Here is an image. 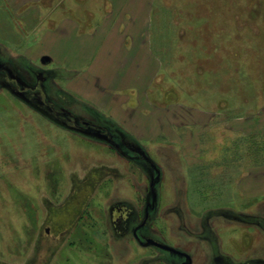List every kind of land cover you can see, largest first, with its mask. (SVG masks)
Here are the masks:
<instances>
[{
  "label": "rangeland",
  "instance_id": "1",
  "mask_svg": "<svg viewBox=\"0 0 264 264\" xmlns=\"http://www.w3.org/2000/svg\"><path fill=\"white\" fill-rule=\"evenodd\" d=\"M109 1L40 0L18 9L0 3V63L21 80L6 70L0 76V264H180L179 253L188 264H264V196L260 188L254 196L238 188L248 167L264 164V138L228 127L264 109V0L135 2L150 9L143 40L157 74L143 107L221 113L203 135L194 132L200 142H191L190 154L166 135L164 116L150 119L153 126L118 121L107 96L94 93L80 72H66L69 62L58 64L76 37L58 47L48 37L53 22L79 23L83 34ZM44 54L53 60L44 64ZM60 108L106 125L115 140L142 148L151 166L141 156L130 160L102 132L65 125L53 112ZM263 125L264 114L255 131ZM147 214L141 240L134 238ZM146 238L178 253L146 245Z\"/></svg>",
  "mask_w": 264,
  "mask_h": 264
},
{
  "label": "crops",
  "instance_id": "2",
  "mask_svg": "<svg viewBox=\"0 0 264 264\" xmlns=\"http://www.w3.org/2000/svg\"><path fill=\"white\" fill-rule=\"evenodd\" d=\"M39 1L0 0V3L1 6L6 4L14 9H18ZM136 1L138 0L133 1V7H125V0L109 1V7L106 8L105 16L103 14L100 22L90 30L87 29L83 34H80L79 23L67 20L54 21V29L51 27L52 33L48 37H55V40L59 42L58 47L63 45L61 41L64 38L72 39L76 37L75 46H71L69 51H62L58 54V64L69 62L70 67H62L66 72H80V77L86 80L87 85L90 82L93 84L95 88L94 93H101L103 99L104 96H107L106 99H110L116 107L113 108L110 102L107 104L109 110H104H107L118 121L125 122L128 125L134 123L136 127L147 126L149 123H152L150 119L152 120L155 117L154 121L157 123L164 116L166 120L164 122L166 135L170 137L172 142H183L186 147H189V154L193 153L192 148L194 146L191 147V142H200V136H198V139H195L194 132L197 131L198 135H203L204 130L208 128L207 125H210L212 121L218 118L217 115H221V113L217 114L212 113V111L195 110L186 107L180 110L178 108L171 109L170 107L166 110L152 112L151 108L150 110L148 109L151 105L147 104L143 107V99L145 94H147V91L145 92L144 90L156 78L157 74L152 69L151 52L148 50V43L146 45V42L143 40V29L148 22V18L143 19V14L150 9L148 7L144 8L139 2L135 3ZM148 4L149 2H147V6ZM35 12L34 10L27 12V14ZM89 15L92 14L89 13ZM49 55L44 54L41 56V61L45 57L52 61L53 59ZM128 90L129 95L124 96L123 92L125 93ZM128 102H132L130 107L126 105ZM134 102L137 103V106L133 104ZM145 110L151 112V115L146 120L143 117ZM262 114H264V109L254 117L234 119L229 122L228 127L231 128L232 132L245 134L246 138L250 136H262L264 138V125L257 126L263 128L262 131H255L256 120ZM150 125L153 126L154 124ZM180 126L186 132L183 130L180 133L178 131ZM175 127H177V131H174ZM249 127H253V132L248 130ZM238 188L245 192H251L252 196H254L253 192H257V189L260 188L259 191L264 196L263 162L257 166L252 165L248 167L247 176L238 183Z\"/></svg>",
  "mask_w": 264,
  "mask_h": 264
},
{
  "label": "flooded vegetation",
  "instance_id": "3",
  "mask_svg": "<svg viewBox=\"0 0 264 264\" xmlns=\"http://www.w3.org/2000/svg\"><path fill=\"white\" fill-rule=\"evenodd\" d=\"M4 65L5 64H1L0 63V76L3 77V75H5V74L6 75L10 74L11 76H9V77H10L11 80L15 79V80L21 81L18 76L12 75L13 73L9 69V67H6V69H4L5 68ZM3 70H6L8 74L5 71L3 72ZM4 78H5V76H4ZM38 79H39V84L43 87V82L46 81L47 76H46L45 73L40 72V76L38 77ZM21 85L23 87H26L27 90L28 89H34V86H30V85H27V84H24V83H22ZM19 93H24L25 94V95L23 94V98L24 97L25 98L28 97V94H26V91H22V92L19 91ZM33 100L36 101V102H40V99L38 98V96L36 94H34V99ZM53 112H54V114L56 116H59V117L62 118V121H61L62 123H64L65 125H69L70 122H73L74 123L73 125L77 126L80 129L81 132L85 131L87 133L88 132L94 133V131H95L96 133L97 132L104 133L105 135L104 134L103 135L105 136V138H107L109 143H111L112 146L116 150H118L120 153L125 154L132 161H138L140 159L139 156H141L143 161L147 162L151 166V164L148 161L145 160V154H144L142 148H139L135 144L133 145L128 140H125L122 136H119V138L115 140L113 138V134L109 133L108 130L106 129V127H107L106 125L103 126L102 124H99L98 122L90 121V120H80L79 117H77L76 115H74L73 113H71L70 111H68L65 108L56 109V111L53 110ZM78 122H80L81 124L79 125ZM127 151H129L130 153L134 152V154L133 155L128 154ZM151 208H153V206ZM148 216L149 215L147 214L146 217H145V222L143 224L137 225L134 228V230H132V234H133L134 238H138V239L141 240L140 232H141V229L145 228V226L147 225L148 218L150 217V216L149 217ZM148 240H153V241H155V242H157L159 244L166 245V244H163V243L158 242V241H156L154 239H151V238H146L145 239L146 242ZM155 248H157V247H155ZM158 249H160V248H158ZM175 254H177V253H175ZM176 256H178L181 259L183 258V260H181L180 264H188V262H186V260H185V259H187V257L185 255H183V254L180 255V253H179ZM189 264H191V262H189Z\"/></svg>",
  "mask_w": 264,
  "mask_h": 264
},
{
  "label": "water",
  "instance_id": "4",
  "mask_svg": "<svg viewBox=\"0 0 264 264\" xmlns=\"http://www.w3.org/2000/svg\"><path fill=\"white\" fill-rule=\"evenodd\" d=\"M50 61L49 58L45 57L42 59V62L45 64V63H48ZM145 158L148 160V157L145 156ZM158 171V170H157ZM159 177V175H158ZM158 180L152 182L151 184V188L154 189V185L155 183L157 182ZM146 245H150V246H153V247H157V248H160V249H163V250H166V251H169V252H172V253H178V251L174 250L173 248L169 247V246H166V245H162V244H159L153 240H148L146 242Z\"/></svg>",
  "mask_w": 264,
  "mask_h": 264
},
{
  "label": "trees",
  "instance_id": "5",
  "mask_svg": "<svg viewBox=\"0 0 264 264\" xmlns=\"http://www.w3.org/2000/svg\"><path fill=\"white\" fill-rule=\"evenodd\" d=\"M252 144H254L253 142H252ZM256 146H254V145H250V147L249 148H247V150L249 151V149H250V153L251 154H249L250 156H253V154H256V149L257 148H255ZM249 153V152H248ZM252 159H254L253 157H252Z\"/></svg>",
  "mask_w": 264,
  "mask_h": 264
}]
</instances>
